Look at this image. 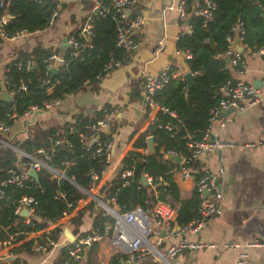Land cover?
<instances>
[{"label":"trees","instance_id":"1","mask_svg":"<svg viewBox=\"0 0 264 264\" xmlns=\"http://www.w3.org/2000/svg\"><path fill=\"white\" fill-rule=\"evenodd\" d=\"M213 1L215 9L207 25L203 26L201 17L194 16L191 20V31L183 33L176 41L177 50L191 54V58L186 59L187 71L193 73L190 89L186 92V80L175 77L156 95L159 103L176 111L177 118L172 119L159 113L156 120L148 125L153 137L154 153L143 156L139 151H132L123 162L127 166H132L136 181H140L142 173H147L152 177L156 188L151 186L137 188L135 184L121 186L118 174L106 184L104 193L107 196L115 195L120 212L130 210L137 205L147 209L155 201L165 200L176 209L175 222L180 227L197 217L199 205L197 190L195 189L188 198L179 197L178 187L170 172L178 165L171 158H163L161 147L164 150L186 155L188 153L186 142L190 138L201 139L203 137L208 127L210 110L217 105L220 98L217 92L218 86L230 77L225 67L224 56L221 57V55L226 51L225 37L231 33L234 25L238 22L242 23L245 30L243 43L246 48L257 50L264 46V19L262 17L264 0ZM57 6V0H3L0 15L3 13L9 15V21L4 29L9 36L24 29L30 32L43 30L48 26L51 13L58 9ZM92 32L93 35L88 45L80 47L77 55H71V49L66 51L63 63L52 77L48 67L50 52L42 51L33 56V67L29 70L24 68V61L27 57L24 54L22 58L12 62L5 71L9 89H16L21 84H24L26 89L17 93L10 102L0 100V120L6 121V114L11 105H14L19 113L31 106H36L37 111L42 112L45 110L44 102L62 100L94 84L105 75L103 67L110 58L122 64L128 61L126 53L116 46L114 22L110 16L96 18ZM72 35L80 42H84L79 38V30ZM18 62H21V66L17 65ZM132 92L133 99L140 97L138 90L133 89ZM95 114V118L101 117L103 110L95 111ZM93 119L89 115L78 113L74 115L72 125L51 123L44 127L32 124L35 122L33 119L31 122L33 126L29 125L27 137L19 139L14 135L12 143L27 153L42 147L48 154H51V159L47 161L49 166L63 169L67 177L86 190L89 188L87 175L89 169L94 167L99 172L103 168L102 163L90 158L79 139V132H83L84 125ZM159 123H170L174 127L171 131L159 129L157 127ZM146 136L147 134L143 132L134 142V146L147 147ZM101 137L103 140H110L107 133L102 132ZM58 139L61 142L55 145L53 141ZM23 160L24 158L20 159L16 151L0 143V176H4L8 168L16 167ZM66 160L71 163L64 168L63 162ZM198 165L194 161L188 164L192 169H197ZM200 174L199 172L196 175L199 177ZM5 189L7 200H0V241L10 234V224L15 220L14 208L21 196L28 195L35 198L36 213L47 219L61 217L67 203L74 204L77 199L85 196L83 191L69 181L52 179L46 169L38 172V182L28 181L24 187L11 184ZM59 193H63L64 196L62 197ZM93 212H95L93 225H102L105 220L102 212L96 210ZM34 223L36 229L43 226L37 221ZM21 228L24 229L22 225ZM57 233L52 232L51 235L55 241L59 238ZM23 237L24 234L19 233L14 236V241H19ZM31 243L32 241L23 243L19 250L30 251ZM58 250L53 264H59L68 258L67 247L63 246ZM122 258L124 255L115 253L109 264H118ZM69 264H76V262Z\"/></svg>","mask_w":264,"mask_h":264},{"label":"crops","instance_id":"2","mask_svg":"<svg viewBox=\"0 0 264 264\" xmlns=\"http://www.w3.org/2000/svg\"><path fill=\"white\" fill-rule=\"evenodd\" d=\"M171 1L140 0L128 13L129 16L140 15L144 20L141 27L132 33V38L135 41H140V46L132 58L106 73L94 84L66 96L50 108L37 113L34 115L35 122L32 124L41 127L51 123L72 125L73 117L78 113L95 118V111L103 110L104 115L105 109L120 106L114 123L115 130H109L110 133L107 130L103 131L113 137L112 151L114 155L121 153L132 138L137 139L145 132L151 123L149 121L151 113L145 107L142 97L144 75H156L167 65H171L177 74L183 75L187 72L185 51L177 50L176 41L183 33L191 31V21L190 24H187L186 21L194 9L195 1L187 0L185 2L182 7L185 13L183 20L179 17L180 9L178 10V8L169 13L166 12L165 15L162 14L163 9ZM57 2L59 3L58 16L53 26L15 39L1 40L0 74L16 59L22 58L23 54L25 57L27 56L26 59H33V56L42 51L58 54L62 39L81 28L85 16L92 6V0H57ZM194 16H197L196 13ZM249 50L252 51L246 46L242 50V57L247 65L246 73L238 74L224 56L225 67L230 73L229 78L241 79L253 84L260 90L262 99L242 113L224 111L220 118L212 123L209 131L210 139L231 142L234 146L208 153L194 161L199 165L196 167L197 169H192L193 176L186 180L181 179L177 172H172L178 166L170 171L178 187L179 197L184 199L190 197L195 190L198 177L196 174L202 173L206 169L214 173L221 169L222 172L217 176L216 187L222 194V212L209 220L195 234L188 236L180 233L166 237L163 246L184 238H189L192 241L211 242L216 246L195 251H183L173 258L171 264H240L241 258L243 264H264V247L246 249L242 246L237 249L221 247L234 242L244 245L248 242L264 241V147L246 146L248 142L264 138V84L262 83L264 62ZM133 89L139 91V98L133 99ZM27 120L21 117L15 119L10 131L0 133V138L12 141L14 135L19 139L27 137L28 127L32 125L33 121L30 119L32 120L30 124H25ZM147 137L148 135L146 140ZM134 149L139 151L140 148L134 147ZM163 158L171 157L163 156ZM174 162L178 165V162ZM114 176L115 174L109 176L102 183L103 192L106 184ZM144 186L156 188L155 184ZM104 195L107 196L106 193ZM85 198L86 196L83 197V202L79 205V209L68 226L73 235L88 232L94 226L95 212L93 211H100L94 200ZM157 201L168 203L165 200ZM155 202L147 209L151 210ZM10 225L11 231L8 237L12 235L14 244L8 248L0 247V262H5L4 260L16 261L22 258L27 264H53L58 255V249L69 245L64 229L57 227L61 229V234L57 233L59 230L52 232L59 234V238L56 240L59 245L52 248L48 254L42 255L32 250V244L40 241V235L34 232L26 233L22 230L18 220L12 221ZM171 225L175 228L179 227L175 220L171 222ZM163 231L165 236V229L159 228L161 236H163ZM19 233L24 234V237L19 241H14V236ZM29 241H32L30 251L19 250L23 243ZM115 253L121 252L111 245L109 237L103 238L88 247L84 252L83 259L76 264H109ZM243 253L246 254L244 258ZM10 257L11 260H9ZM149 260L140 259L132 264H150Z\"/></svg>","mask_w":264,"mask_h":264},{"label":"built area","instance_id":"3","mask_svg":"<svg viewBox=\"0 0 264 264\" xmlns=\"http://www.w3.org/2000/svg\"><path fill=\"white\" fill-rule=\"evenodd\" d=\"M40 1V0H33ZM187 0H172L171 3L165 7L162 14L170 12L176 8L179 10V17L183 20L185 13L182 10ZM193 8L197 16L202 18L203 26H206L208 21L212 18V13L215 9V3L213 0H194ZM140 0H92V6L87 12L84 22L79 29V38L84 42H80L72 34L67 36V42L70 44L71 55H77L78 49L85 45H88L90 37L93 35V23L96 18L100 16H110L114 22V29L116 34V46L122 49L128 58V61L135 54L140 46V41H135L132 38V33L141 27L144 20L140 15L129 16L126 10H131ZM0 6H3V0H0ZM59 6V3H58ZM57 6V8H58ZM264 10V7H263ZM58 16V9L51 13L48 20V27L55 24L56 17ZM9 21V15L3 13L0 15V38L1 39H15L19 36L29 35L41 30L30 32L28 30H20L12 36H9L4 26ZM45 28V29H46ZM43 29V30H45ZM245 30L241 22H238L231 29L225 37L226 51L222 56L228 57L229 65L237 70L238 74H244L247 71V65L245 59L242 57V51H236L233 47L234 40L237 38L239 42L245 48L243 43ZM1 44V41H0ZM250 51V50H249ZM264 62V46L257 50L250 51ZM185 58L190 59V53H185ZM57 58L56 53H52L48 58V67L51 68L53 61ZM64 60V59H63ZM33 59L27 58L24 61L25 70H29L33 67ZM63 63V62H62ZM21 66V62L17 63ZM122 65V63L114 58H110L104 65V74L109 73L116 67ZM4 72L0 74V81H3L4 91H6L11 101L14 96L26 87L24 84L19 85L16 89L10 90L7 77ZM193 74V73H192ZM184 75V74H183ZM182 74H177L171 65H167L162 68L156 75H144L142 97L145 107L150 110L151 118L150 122L153 123L156 120V116L161 113L169 116L172 119L177 118L175 110L159 103L156 100L157 93L172 79L180 77L185 80ZM264 84V78L262 79ZM1 92V86H0ZM217 92L220 94L219 101L209 113L208 127L201 139L190 138L186 142L188 153L186 155L180 154L175 151L164 150L161 147L162 156L170 157L171 155H179L181 157L178 167L172 172H177L179 177L183 180L188 179L192 175V168L188 164L192 161L202 158L204 155L221 151L226 147L234 146L231 142L210 139L209 131L212 123L219 119L224 111H233L234 113H242L255 106L261 99L262 94L258 88L253 84L247 83L241 79L233 80L227 79L225 82L218 86ZM59 100L53 102H44V108L48 109ZM120 106L112 107L104 110L102 117L94 118L88 124L84 125L85 130L79 132V139L82 142V146L89 153L90 158L98 160L103 164V168L98 172L94 167H91L87 173L89 178V188L84 190L73 179L67 177L63 169H55L48 165L47 161L51 159V154L47 153L42 147L34 149L31 153H27L19 147L13 145L12 141L0 138V143L10 147L19 154L20 161L16 167L8 168L4 176H0V200H7L6 187L13 184L19 187H24L28 181H35L33 177L29 175V170L33 169L37 173L41 169H46L52 179L67 180L75 185L79 190L83 191L87 200H94L97 206L102 212V217L105 218L102 225L93 226L88 232L81 235H73V240L69 241L67 247V260L62 261L59 264H69L70 262H79L83 259L85 250L92 244L100 241L103 238H108L111 245L119 250L124 255L118 264H132L140 259H150V264H171L176 255L186 250H200L215 247L216 245L211 242L205 241H192L189 238L175 240L167 246H163V241L166 237H172L174 235L184 233L189 235L197 233L202 229L209 220L217 217L222 212V194L216 187L217 176L222 172L219 169L217 172H212L208 169L204 170L200 176L196 179L195 189L199 195V205L197 207V217L189 221L184 226L175 228L171 225V222L175 219V208L163 201H157L151 207V210L144 209L142 206H135L134 208L120 212L117 208L115 195L105 196L102 191L101 185L106 178L115 174L119 175L121 179V186L136 185L137 188L144 187L141 178H144L146 185H153V179L147 173H142L140 181L134 179V171L132 166L123 164L124 159L127 158L134 149L135 138H132L126 145L121 153L118 155L113 154V137L109 136L112 140H103L101 133L103 129L114 131V123L117 112ZM38 108L31 106L30 108L19 113L14 105L8 108L6 114V121L0 120V133H7L10 131L12 122L21 117L25 120L34 119V114ZM150 123V124H151ZM159 129H165L171 131L173 125L170 123L157 124ZM72 130V126H70ZM111 135V134H110ZM52 140V138H50ZM94 139L92 146H87L86 141ZM54 144H59L61 140L53 141ZM247 147H264V138L257 141L246 143ZM54 148V147H53ZM143 156H147V147H141L138 149ZM145 158V157H144ZM143 158V161H145ZM71 161L66 160L63 162V167H67ZM20 164L22 166H20ZM161 181V179H160ZM62 197L63 193H59ZM83 196V197H85ZM99 196V197H98ZM83 197L77 199L75 203H67L66 208L62 211L61 217L47 219L41 217L36 213L37 201L32 196L23 195L18 199L14 208V218L18 220L26 233L34 232L40 235V241H36L32 244V250L42 255L48 254L52 248H55L59 243L51 238V232L61 229H69V224L75 215V212L79 209V205L83 202ZM148 203L147 201L145 202ZM25 211V214L23 212ZM34 221L43 224L40 229L35 228ZM49 227H51L49 229ZM159 228H164L166 235L163 237L159 232ZM12 235L7 239L0 241L1 248H8L13 246ZM264 247V241L248 242L244 245L234 242L224 244L223 248L237 249ZM60 247V246H59ZM243 258L246 256L242 254ZM7 257V256H6ZM0 262V264H27L22 258L16 261ZM240 264H243V259H240Z\"/></svg>","mask_w":264,"mask_h":264},{"label":"water","instance_id":"4","mask_svg":"<svg viewBox=\"0 0 264 264\" xmlns=\"http://www.w3.org/2000/svg\"><path fill=\"white\" fill-rule=\"evenodd\" d=\"M126 13L128 14L129 13V10L127 9L126 10ZM194 14H195V10L193 9L192 10V12H191V14H190V16H189V18L187 19V24H190V21H191V18L194 16ZM262 17H263V19H264V13L262 14ZM233 47H234V49L236 50V51H242L243 50V45L239 42V39H235L234 40V45H233ZM70 48V44L67 42V38L66 37H64L63 39H62V41H61V43H60V45H59V52H58V54H57V58L53 61V64H52V66H51V68H50V76L52 77L56 72H57V70H58V68H59V66L62 64V62H63V59H64V55H65V53H66V50L67 49H69ZM226 61H228V57H226ZM183 77H184V79L186 80V92H188V90L190 89V87H191V85H192V82H193V74L191 73V72H189V71H187V72H185L184 73V75H183ZM0 86H1V92H0V100H2V101H5V102H10L11 101V97H10V95L6 92V91H4V87H3V81L1 80L0 81ZM185 96H187L186 94H185ZM39 112H41V110H39V111H36V113L34 114V115H36L37 113H39ZM32 120H27L26 122H25V124H30V122H31ZM107 129L105 128V129H103V131H106ZM145 133L148 135V137H147V155H152L153 153H154V142H153V137H152V135L150 134L151 132H150V129H146L145 130ZM11 142V141H10ZM93 143H94V139H90V140H88V141H86V145L87 146H92L93 145ZM171 157V159H173L174 161H176V162H180V160H181V157L179 156V155H171L170 156ZM20 166H22L21 164H20ZM29 175L31 176V177H33V179L36 181V182H38V173L35 171V170H33V169H30L29 170ZM218 181V179L216 180V182ZM142 183L144 184V185H146V182H145V180H144V178H142ZM99 197V196H98ZM23 214H25V211L23 212ZM159 230V229H158ZM64 233H65V235L67 236V238L69 239V240H73V234L69 231V229H65L64 230ZM164 231L162 232V235L164 236ZM9 260H11V257L9 258Z\"/></svg>","mask_w":264,"mask_h":264},{"label":"rangeland","instance_id":"5","mask_svg":"<svg viewBox=\"0 0 264 264\" xmlns=\"http://www.w3.org/2000/svg\"><path fill=\"white\" fill-rule=\"evenodd\" d=\"M97 208H99V207L97 206Z\"/></svg>","mask_w":264,"mask_h":264}]
</instances>
